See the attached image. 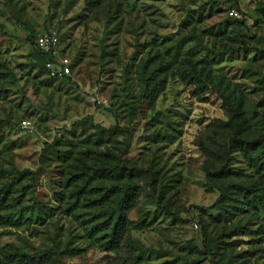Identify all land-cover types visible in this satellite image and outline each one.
<instances>
[{
    "label": "rangeland",
    "instance_id": "obj_1",
    "mask_svg": "<svg viewBox=\"0 0 264 264\" xmlns=\"http://www.w3.org/2000/svg\"><path fill=\"white\" fill-rule=\"evenodd\" d=\"M48 33L69 78L44 67ZM222 76L245 95L247 138L264 136V0H0V247L33 264H264V172L230 140ZM99 159L135 164L162 201L137 192L111 251L95 226L112 185L76 200L67 181ZM222 191L227 209H210Z\"/></svg>",
    "mask_w": 264,
    "mask_h": 264
},
{
    "label": "trees",
    "instance_id": "obj_2",
    "mask_svg": "<svg viewBox=\"0 0 264 264\" xmlns=\"http://www.w3.org/2000/svg\"><path fill=\"white\" fill-rule=\"evenodd\" d=\"M39 37H37V39ZM38 53L43 58L44 67L46 69V63L51 59V57L48 54L43 53L40 49H38ZM190 64L191 68H193V72L197 73V64L192 61L190 62ZM70 76L61 77V79L69 78ZM54 79H60V77H56ZM162 81L163 84H165V80ZM220 82L221 84L225 85V89L229 91L227 95H221V99L229 114V120L226 123V128L230 131V140L236 145L239 151L243 153L245 158L249 160L256 172L258 174H261L264 172V136H260L253 140L247 138V134L251 130L252 124L245 111V95L237 88L232 87V83L230 81H227L225 77L222 76ZM147 88L148 91L144 100L148 103H154L155 100L159 97L162 89L159 90L156 83L151 86L150 82H148ZM115 130H117L118 132H122V129ZM166 138L169 142H174L172 136ZM225 152H227V149ZM83 167V169H87L89 171L88 173L83 172L85 178L77 174H72L67 180L69 184L68 186H74L77 188V190L72 192V197L76 198V200H78L79 198L87 200L88 192H95L96 188H88L90 182L94 179L103 182L107 181L112 185L111 192L112 195L115 196L113 203L111 204V200L108 195L102 196V199L97 203V205H99L100 203L101 206L104 204L108 207H112V210L110 213L105 214V218H103L102 221H100L95 226V228L97 229L98 227L99 232H104L103 236L104 239H106V250H114L119 245L118 237L122 235L126 228L127 203L134 199L137 192L141 190L145 191L143 187H141V185L135 181L141 175L142 169L129 162H121L119 164H116L113 163V160L105 161L103 159H99L97 163H94L92 167H89L87 163L84 164ZM150 185L151 190L145 191V194H147V197L155 202V204L161 206V198H158L155 195V184L151 182ZM244 191V196H247V190ZM96 194L97 193H95V195ZM5 200V198L0 199V220L3 222H6V219L10 217L9 215L5 214L1 215L3 210L7 208V205H5ZM229 201L230 193L228 191H222L220 192L219 199L211 206L210 209H214L219 212L225 211L227 209ZM162 209L167 212V214H169L165 206H163ZM36 214L37 218H40L42 214L41 209H38V212ZM147 222V219H144L143 221L132 223L131 226H133L134 229L141 230L147 226ZM88 230L90 233H92V229ZM41 259L42 257H38L37 261L39 262L41 261ZM0 264H33V259L28 257L27 255L22 254L13 245H10L0 247ZM211 264L233 263L231 259H228L225 263H217L213 260L211 261Z\"/></svg>",
    "mask_w": 264,
    "mask_h": 264
},
{
    "label": "built area",
    "instance_id": "obj_3",
    "mask_svg": "<svg viewBox=\"0 0 264 264\" xmlns=\"http://www.w3.org/2000/svg\"><path fill=\"white\" fill-rule=\"evenodd\" d=\"M60 39L56 33L41 35L37 39V47L43 53L48 54L51 59L46 63V69L51 77L70 76L71 62L68 58L62 57L60 51ZM23 132L33 133L34 127L30 121H23L20 125Z\"/></svg>",
    "mask_w": 264,
    "mask_h": 264
}]
</instances>
